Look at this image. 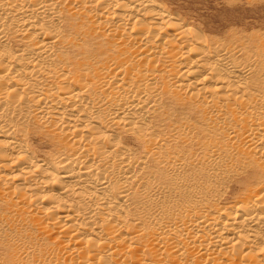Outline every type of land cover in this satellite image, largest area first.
I'll list each match as a JSON object with an SVG mask.
<instances>
[{"label":"bare ground","instance_id":"obj_1","mask_svg":"<svg viewBox=\"0 0 264 264\" xmlns=\"http://www.w3.org/2000/svg\"><path fill=\"white\" fill-rule=\"evenodd\" d=\"M231 31L0 0V264H264V26Z\"/></svg>","mask_w":264,"mask_h":264},{"label":"rangeland","instance_id":"obj_2","mask_svg":"<svg viewBox=\"0 0 264 264\" xmlns=\"http://www.w3.org/2000/svg\"><path fill=\"white\" fill-rule=\"evenodd\" d=\"M166 4L176 16L185 19L191 26L201 28L204 32L219 38L227 37L245 25L261 24L264 26V0H160ZM243 23V24H242ZM237 33L236 35H239ZM41 131V129H38ZM43 141V140H42ZM35 148L45 150L50 147L47 141L40 143L33 139ZM219 201L231 198L235 188L228 192L229 184ZM215 199L210 197L208 200Z\"/></svg>","mask_w":264,"mask_h":264}]
</instances>
